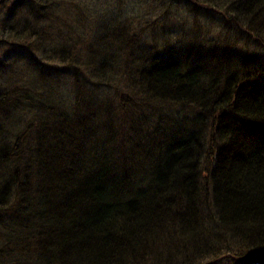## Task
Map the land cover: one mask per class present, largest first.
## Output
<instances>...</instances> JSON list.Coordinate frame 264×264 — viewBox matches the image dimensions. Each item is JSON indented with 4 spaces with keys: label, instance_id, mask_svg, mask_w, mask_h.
I'll return each mask as SVG.
<instances>
[{
    "label": "trees",
    "instance_id": "trees-1",
    "mask_svg": "<svg viewBox=\"0 0 264 264\" xmlns=\"http://www.w3.org/2000/svg\"><path fill=\"white\" fill-rule=\"evenodd\" d=\"M178 2L239 9L243 37L207 47L205 58L169 22L151 27L162 46L140 50L118 4L101 16L83 0H0L9 43L0 51V264H133L178 227L187 264L220 248L235 264H264V0ZM75 12L102 25L74 36ZM81 45L96 63H82ZM95 64L113 75L137 69L136 95L114 105L94 96L110 87L102 77L91 85ZM140 98L195 112L166 117L157 107L147 118Z\"/></svg>",
    "mask_w": 264,
    "mask_h": 264
},
{
    "label": "rangeland",
    "instance_id": "rangeland-1",
    "mask_svg": "<svg viewBox=\"0 0 264 264\" xmlns=\"http://www.w3.org/2000/svg\"><path fill=\"white\" fill-rule=\"evenodd\" d=\"M83 1H85L86 5H89L91 3H93L94 5L98 4L100 6L99 9L102 10L98 13L101 16L103 15V13L109 12L108 7H112L113 11L116 12L115 15H117L118 13L116 6L118 4L119 8L121 7L123 10V14L118 15V18L122 19V21L120 20L119 25L122 24L124 26V30L127 29L130 31V33H135L134 40L137 42L141 41L140 44L136 46L140 50H143V47H145L146 43L153 45V47L155 48L162 46L164 44L163 41L159 39L160 37H157L159 35V31L151 29V27L160 26V29L163 28L164 30H166L170 29L168 25H171L169 22H172L177 27L184 28L183 38L188 40L189 44H191L192 47L195 48V46H199L197 47V49L201 51L205 50V58H207L210 57V55L207 54L209 53V51H206L207 47H213L217 45V43L225 45L226 42L228 43V41H237L239 38L243 37L242 33L245 32L244 28H247L246 24H248L247 17H245L244 14L239 13V9L237 11L235 7L234 11H232V9L229 7L227 8L229 12L233 13L226 12L225 10H219L217 8L215 9L213 5H209V11L206 10V5L200 6L195 11H192L186 10L184 8L182 9L181 7L183 5V2H178V0H163V2L161 3V0H157L156 4L154 5L155 10L150 15V17H146L144 15V10L148 6H150V3H153L151 2V0H139V2L138 0ZM234 3L236 4V7L240 6L238 3ZM137 4H139V6L136 7L135 5ZM166 6L167 10H164V7ZM85 7L87 6H84L83 8ZM80 17L81 16H78V14L75 12L74 16L70 19L73 21L71 25H74L71 31L73 32L74 36L78 35L80 30H83L85 33H87V36H90L92 35V33L90 32L91 27H94L96 29L97 26L95 27V23L96 25L97 23L101 24V20H97L96 18H87L86 16V18ZM85 23L86 25H83ZM176 29L179 32V29ZM154 32H156L157 34H154ZM102 34L107 35V33L104 32ZM229 37L231 38L229 39ZM154 39L157 40V45L154 44ZM234 45L241 52H243V49H246L242 39H240ZM6 46H9V43L7 38L4 37L2 40H0V51ZM249 47H257V45L253 43ZM92 48L93 46L90 48V53H85L86 45H81L80 52L83 55H81L79 59L83 60V64H86L87 60H90L93 64L96 63L95 58L93 57V53L91 52ZM97 53L99 54V56L101 55V53H99L98 51ZM125 54L126 52L122 55V57H124ZM89 55L90 57H88ZM104 70L105 71H102V69L99 66H96V64L94 70H88V72L92 75V86L96 88L97 84L101 80V77L103 79H106L108 84L110 85V87L103 86L104 88L97 92L94 91V96L97 95L98 98L104 101L111 100L112 104L114 105L117 104L119 99L121 98L132 97V94L136 95L135 91L139 90L140 84H136L135 80L132 81V79L130 78L132 75H135L137 69H132L130 74H124L120 72L116 75L111 74L107 69ZM101 74L104 76H102ZM63 88L66 89L67 87ZM153 98L158 100L155 95H153ZM136 101L139 107H144L145 110L148 111L144 116L152 119L157 118V115L160 113L157 110V107L161 110L162 113H164V116L166 117L173 116L174 118H176L178 116L177 118H188L195 112V109L191 106V104H181L179 102H176V105H173L171 107L167 104V102H165L164 104H158V101L152 99L147 100L144 98H140L136 99ZM154 104L156 106H154ZM203 195L206 196V193H203ZM202 213L205 214L204 217L207 216V212L203 211ZM179 229L181 228L178 227L171 229L168 237L164 239V236L162 238L163 242H160L157 247H152V250H141L144 253H141V255H139V260L144 257L143 262L140 261V263H138V256L134 257L135 260L133 262L137 264H147L145 262L150 261L149 257L153 259L154 255H158L162 258L160 264H187L188 261L184 257L185 254L181 255L186 251L183 250L180 252V250H182V246L184 248L185 242L180 235L176 234ZM176 252L178 253L175 254ZM207 255L210 256L199 259L198 263L202 262L204 264L207 261L209 262L213 260L215 261L214 264H235V259L238 256L234 255L232 251L227 250V252H225L221 248L216 251L214 255H211L210 252L207 253ZM152 264H155V261L152 262Z\"/></svg>",
    "mask_w": 264,
    "mask_h": 264
}]
</instances>
